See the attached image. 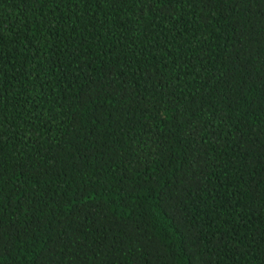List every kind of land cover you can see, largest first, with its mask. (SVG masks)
I'll list each match as a JSON object with an SVG mask.
<instances>
[{
    "label": "trees",
    "instance_id": "16d2710c",
    "mask_svg": "<svg viewBox=\"0 0 264 264\" xmlns=\"http://www.w3.org/2000/svg\"><path fill=\"white\" fill-rule=\"evenodd\" d=\"M0 264H264V0H0Z\"/></svg>",
    "mask_w": 264,
    "mask_h": 264
}]
</instances>
